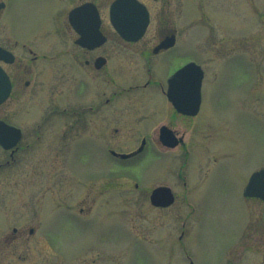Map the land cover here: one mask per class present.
<instances>
[{
    "label": "rangeland",
    "instance_id": "rangeland-1",
    "mask_svg": "<svg viewBox=\"0 0 264 264\" xmlns=\"http://www.w3.org/2000/svg\"><path fill=\"white\" fill-rule=\"evenodd\" d=\"M4 1L3 29L8 32L10 25L26 41L42 39L40 46L49 48L47 41L56 33L42 32L38 0ZM187 1L159 0L153 10L155 22L165 17L180 28V41L169 57L171 64L167 60L159 66L158 59L155 78L159 80L186 57L202 63L207 73L201 107L205 115L176 121L184 125L183 130L179 124L177 128L185 137L188 153L180 146L162 149L164 153L148 149L119 166L108 153H99L100 146L92 139H81L82 135L80 141L85 143L78 146L79 153H67L73 137L85 128L78 131L72 118L64 116L59 122L61 141L52 143L46 136L33 148L19 152L27 154L12 168L0 169V220L1 225L12 220L44 226L35 213L44 212L50 203L54 209L68 202L71 207L76 205L71 210L83 208L85 217L71 211L55 212L53 217L48 214L46 227L64 247L67 260L42 249L38 233L44 229L38 228L33 236L19 241L14 257L1 254L0 264H264V201L243 195L250 174L264 166V0H189L191 18L186 17ZM108 52L113 58L126 57L123 84L145 78L137 53ZM29 55L18 56L20 71L29 64ZM64 66V74L56 68L55 73L47 71V76L53 72L47 79L56 88L49 92L63 94L57 98L62 102L68 100L70 88L79 78ZM55 74L60 78L54 80ZM46 84L42 81L36 87ZM115 84L116 80L107 77V88ZM81 91L68 101L78 100ZM29 94L28 90L8 100L0 107V116L24 124L20 120L37 115L41 109L33 111L36 104L30 108L25 102ZM158 105L162 106L158 90L151 98L122 94L112 104L130 116L109 126L123 129L119 146L132 148L139 143V131L150 127L156 132L158 124L169 120L161 117L148 125L137 109L150 112ZM100 118L103 113L91 116L87 128L93 123L97 128ZM29 127H24L27 132ZM31 136L28 133L27 140ZM162 184L171 188L175 198L166 207L153 206L149 194ZM20 252L25 253L24 260L18 257ZM74 256L79 259L70 260Z\"/></svg>",
    "mask_w": 264,
    "mask_h": 264
},
{
    "label": "flooded vegetation",
    "instance_id": "flooded-vegetation-1",
    "mask_svg": "<svg viewBox=\"0 0 264 264\" xmlns=\"http://www.w3.org/2000/svg\"><path fill=\"white\" fill-rule=\"evenodd\" d=\"M112 1L38 0L40 6L37 8V11H40L42 14V32L52 30L56 33L55 37L47 41L50 47L44 49L40 46L42 39L38 43H33L31 40L28 42L25 40V36L20 34V31L11 29L10 25L9 31L6 32L0 22V66L6 72L10 83L9 94L0 103V107L8 100L14 98L15 95H19L20 97V95H23L25 92L27 93L29 90L30 94L25 98V102L28 104L27 106L31 108L36 104L33 111L39 108L41 109L34 117L30 116L31 118L28 117L25 120H20L24 124L10 121L0 116V122L8 125L0 123V138L9 142L8 148H3L0 144V150L4 152L1 153L4 157L0 160V169L12 168L24 154H27L19 152H25L33 148L38 145V142L45 139L46 136H48L49 142L57 143L58 140L61 141L60 137L63 134V129L60 127L59 122L62 121L64 116L72 118L71 120H73L78 131L81 127L85 128L82 132L79 131L77 133V137H73L74 139L71 141L72 143L67 153H79L78 146L85 143L81 142V139H92L96 147L100 146L99 153H108L115 161L114 163L119 166L126 163L125 161L132 160V158L141 153L147 152L148 149L151 153H164L162 152L163 150L167 151L168 149L180 146L183 149V153H188L186 145L184 144L185 137L179 132L180 129H184V125H180L179 121L178 123L176 121L178 119L196 117L199 114L202 117L205 115V113H202L201 107L203 103L204 81L207 78V73L202 66L203 77L198 109L193 111V113L185 111L186 106H192L193 108L195 105L192 103V95L188 93L184 97L177 96L172 84L170 86L168 85V78L179 66L190 60L191 57H186L185 60L180 61L176 66L173 65L167 69L160 76L159 80L154 75L155 64L158 59L159 66L165 65L167 60V65L170 63L171 60H169V57L173 49H175L177 42L180 41L178 38L180 28H177L175 23L172 24L165 17L155 22L153 5L159 0H140L146 5L149 13V21L145 31L141 37L136 39L122 37L115 30L110 20V4ZM188 2L189 0L186 3V17L191 18V14L189 15V13L192 11V3L190 2L188 6ZM75 8L80 9V11H76L71 17L70 13ZM4 10L5 1L0 0V14ZM139 23L126 22V24L132 25H139ZM189 29L190 26L188 25L185 33ZM97 31L103 37H97ZM64 35L68 36L64 37ZM29 45L34 46V50H32L33 48H29ZM109 50L129 51L132 55L137 53L138 58L142 59L145 78L142 81H135L126 85L123 84L121 82V78H123L121 73L124 72V69L128 68L126 57L117 56L113 58L108 52ZM22 53H29L30 55L27 57L29 64H24L23 69L20 71L19 68L22 65L18 63V60ZM64 65H68V69L71 68V74L75 77L79 76V78H76L75 84L71 88L69 87L71 91L67 98L68 100L79 94L82 90L81 95L77 96L78 100L73 102H69L68 100H64L65 102L59 101L57 98H61L63 94L59 92L52 94V92H49L56 88L52 87L55 84L54 81L47 79L53 75V72L50 76H47V71L54 70L55 73L56 68L60 73L64 74L67 71ZM117 70L120 72L119 76L114 74ZM107 77L109 80H116L115 86L107 88ZM55 78L54 80H57L60 77H58V74H55ZM47 80L48 85L46 84ZM42 81L46 86L38 89L36 85ZM87 83H90V85L86 86L85 84ZM154 90L159 91L162 98V106L160 107L158 105L150 112L142 111L138 108L139 106H137V109L143 112L145 119L148 120L146 122L148 125L154 124L161 117L165 119L168 117L169 120L158 124L156 126V132L155 129L150 127H146L144 131H139L141 132L139 134L141 135L139 137V143L130 149H123L117 143L123 139L121 138L123 129L109 126L112 125V122L124 121L122 119L124 115L130 116L123 113L121 108L112 107V104L120 100L122 94L131 92L137 93L140 97L147 94L151 98ZM25 109L26 107L22 108L23 111ZM156 110L158 111L153 112ZM151 112H153V115H151ZM96 113H103V119L100 118L99 124H97L98 129L95 123L92 126L89 125L87 128V125L90 123V117L95 116ZM149 121L151 122L150 124ZM51 122L55 125L48 130L47 128ZM24 125L30 126L28 129L29 132L25 130ZM100 126H103V129ZM178 126L180 129L177 128ZM28 133L32 134L30 140H27ZM80 135H82L81 139ZM198 138L201 137L198 135ZM121 153L136 154L123 158L119 155ZM105 174L107 177V173ZM56 206L55 208L58 209H54L53 204L50 203L47 206V210L35 213L41 216L38 223L44 226H39L36 222L35 224H18L12 220L10 222L7 221L5 225H1L0 220V233L3 234L0 237V255L6 254L7 256L14 257L18 250L17 245L20 244L19 241L33 236L38 228H43L44 230L38 233V239L41 242L42 249L46 252L50 251L59 260H67L63 254L65 252L64 247L58 241L53 240L51 236V233H53L52 229L46 227V223L49 220V216L51 215L53 217L54 215L52 213L55 214V212H63L64 214L72 212L73 214L82 215L84 211L83 208L71 210L76 205L71 207L69 202L66 205H60V207L59 205ZM82 217H85L84 214ZM17 255L20 259L26 257L24 252L17 253ZM77 259H79V256H74L70 260Z\"/></svg>",
    "mask_w": 264,
    "mask_h": 264
},
{
    "label": "water",
    "instance_id": "water-1",
    "mask_svg": "<svg viewBox=\"0 0 264 264\" xmlns=\"http://www.w3.org/2000/svg\"><path fill=\"white\" fill-rule=\"evenodd\" d=\"M125 8L130 13L128 16V20L130 22H135V23L140 22L141 12H143L142 6L135 0H115L114 1V3L112 4L111 20L114 24L115 23L117 24L116 27H118L119 32H121L122 34H124L126 31L121 25V22L126 23V20H123V17L121 14L122 9H125ZM76 11H80V9H77ZM135 31L136 29L132 30L131 32H135ZM187 69L196 71V73L192 75L193 81L191 83V85L194 86V90L192 91V94L195 97L194 99L195 109L194 110H196L199 104L201 70L199 69L197 65L191 62L187 64L186 66H184L183 68H181L180 70H178L176 75ZM8 90H9V83H8L7 77L5 73L2 71V69L0 68V101H2L7 96ZM0 142L5 147H8V144L6 142L1 141V140ZM123 156H127V155H123ZM261 176H264V168L252 173L246 186L244 187V191H243L244 195L257 196V197L264 199V186H261L259 184V178ZM173 200H174L173 193L171 189L167 186H158L154 188L150 195V201L153 205L166 206V205L171 204Z\"/></svg>",
    "mask_w": 264,
    "mask_h": 264
},
{
    "label": "snow or ice",
    "instance_id": "snow-or-ice-1",
    "mask_svg": "<svg viewBox=\"0 0 264 264\" xmlns=\"http://www.w3.org/2000/svg\"><path fill=\"white\" fill-rule=\"evenodd\" d=\"M172 87L177 96L184 97L189 93L191 84L188 77H186L184 74L178 73L172 81ZM259 184L264 186V176L259 178Z\"/></svg>",
    "mask_w": 264,
    "mask_h": 264
}]
</instances>
